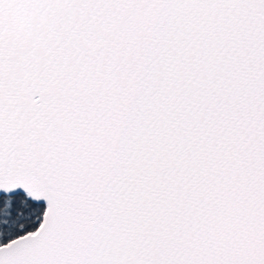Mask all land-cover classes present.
I'll use <instances>...</instances> for the list:
<instances>
[{"label": "snow or ice", "instance_id": "obj_1", "mask_svg": "<svg viewBox=\"0 0 264 264\" xmlns=\"http://www.w3.org/2000/svg\"><path fill=\"white\" fill-rule=\"evenodd\" d=\"M0 264H264V0H0Z\"/></svg>", "mask_w": 264, "mask_h": 264}]
</instances>
